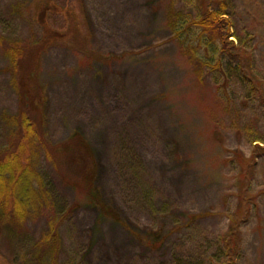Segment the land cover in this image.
I'll use <instances>...</instances> for the list:
<instances>
[{
    "label": "rangeland",
    "instance_id": "374dc122",
    "mask_svg": "<svg viewBox=\"0 0 264 264\" xmlns=\"http://www.w3.org/2000/svg\"><path fill=\"white\" fill-rule=\"evenodd\" d=\"M227 2L243 59L195 38L210 56L199 76L168 11L197 16L208 0H0V34L30 43L41 15L58 34L39 59L46 134L87 139L96 185L119 216L81 201L60 226L61 264L221 263L231 225L238 264H264V0ZM6 65L0 48V146L10 137L1 115L19 109ZM43 167L58 204L80 199ZM47 221L28 219L23 243L0 236V264H32Z\"/></svg>",
    "mask_w": 264,
    "mask_h": 264
},
{
    "label": "trees",
    "instance_id": "16d2710c",
    "mask_svg": "<svg viewBox=\"0 0 264 264\" xmlns=\"http://www.w3.org/2000/svg\"><path fill=\"white\" fill-rule=\"evenodd\" d=\"M208 2L213 8L208 5L197 16L177 11L174 7L168 11V25L178 39L181 50L189 55L199 76L210 57L206 49H202V44L220 52L234 53V42L230 40L231 21L226 16L227 0ZM42 18L41 15L35 24L36 39L30 43L0 34V48L7 60L5 70L9 73L19 101L16 113L1 115L10 137L0 146V236L10 242L23 243L26 241L23 230L27 220L45 214L48 218L47 228L32 245L31 263L61 264L60 226L69 213L80 207L81 201L97 207L102 216L114 219L119 216L110 209L96 185L97 166L87 139L75 131L67 141L54 144L46 134V93L39 81V59L41 53L54 43L53 39L58 34H52L42 24ZM40 30L47 31L45 37L41 38ZM195 38L202 43L200 47L199 43L196 45L193 42ZM86 44L85 47L81 46L83 53L89 51V44ZM233 55L243 59L238 49ZM239 156L248 163L249 160ZM44 162L51 164L62 183L76 188L80 199L70 207L65 208L57 203L54 181L48 169L43 167ZM204 215L206 213L192 215L191 218L197 220ZM221 242L220 257L224 261L213 264H238L241 252L240 231L231 225Z\"/></svg>",
    "mask_w": 264,
    "mask_h": 264
}]
</instances>
